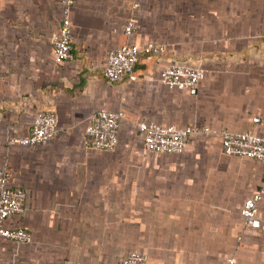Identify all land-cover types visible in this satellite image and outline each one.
I'll list each match as a JSON object with an SVG mask.
<instances>
[{"label": "crops", "instance_id": "0c3cea01", "mask_svg": "<svg viewBox=\"0 0 264 264\" xmlns=\"http://www.w3.org/2000/svg\"><path fill=\"white\" fill-rule=\"evenodd\" d=\"M74 0L73 60L57 64L63 0H0V168L28 194L8 221L30 244L0 237V264H264V227H246L264 163L223 152V132L264 136V0ZM135 17L138 29L125 34ZM154 42L136 80L105 77L110 50ZM171 64L202 69L193 90L171 89ZM122 111L119 144L95 150L86 129L100 110ZM57 118L47 145L24 147L40 112ZM195 127L178 154L146 149L139 124ZM209 128V132H204Z\"/></svg>", "mask_w": 264, "mask_h": 264}, {"label": "built area", "instance_id": "2783aa9c", "mask_svg": "<svg viewBox=\"0 0 264 264\" xmlns=\"http://www.w3.org/2000/svg\"><path fill=\"white\" fill-rule=\"evenodd\" d=\"M145 0H135L133 9L138 10ZM74 0H63L65 9L60 27V33L53 41L54 61L63 64L73 60L74 33L70 19V7ZM138 29L135 17L130 18L125 27V34L130 37ZM264 45V34L262 37ZM164 48L154 42L144 47L135 44H125L108 52L105 64V77L111 82H118L128 77L136 80V66L141 55L161 54ZM202 69L186 64H171L164 68L163 83L171 89L193 90L205 79ZM124 118L122 111L100 110L94 115L86 129L88 144L95 150L113 151L119 144L121 122ZM205 128L204 132H209ZM57 118L52 112H40L36 115L31 132L11 140L12 143L34 147L50 143L58 135ZM146 149L159 154H178L182 152L190 137L197 132L195 127L179 128L173 125L163 126L157 123L142 122L139 124ZM223 152L230 157L246 158L264 163V136L250 132L223 133ZM263 196L260 191L246 199L242 216L246 227L262 229L264 227V212L260 203ZM27 192L21 187L11 186V172L4 165L0 168V237L8 241L30 244L33 241L31 232L9 226L7 223L14 217L22 216L26 211ZM233 258L228 264H234ZM118 264H146V257L137 251H132Z\"/></svg>", "mask_w": 264, "mask_h": 264}]
</instances>
